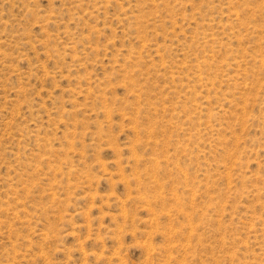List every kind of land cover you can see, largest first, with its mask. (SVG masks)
Instances as JSON below:
<instances>
[{
	"label": "rangeland",
	"instance_id": "1",
	"mask_svg": "<svg viewBox=\"0 0 264 264\" xmlns=\"http://www.w3.org/2000/svg\"><path fill=\"white\" fill-rule=\"evenodd\" d=\"M0 264H264V0H0Z\"/></svg>",
	"mask_w": 264,
	"mask_h": 264
}]
</instances>
